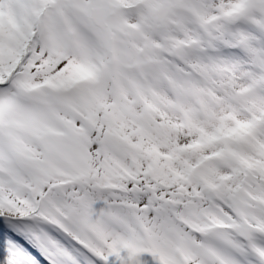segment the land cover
Masks as SVG:
<instances>
[{
  "label": "rangeland",
  "instance_id": "rangeland-1",
  "mask_svg": "<svg viewBox=\"0 0 264 264\" xmlns=\"http://www.w3.org/2000/svg\"><path fill=\"white\" fill-rule=\"evenodd\" d=\"M72 1L0 0V264H264V7Z\"/></svg>",
  "mask_w": 264,
  "mask_h": 264
},
{
  "label": "water",
  "instance_id": "water-1",
  "mask_svg": "<svg viewBox=\"0 0 264 264\" xmlns=\"http://www.w3.org/2000/svg\"><path fill=\"white\" fill-rule=\"evenodd\" d=\"M185 0H168L166 4L162 7L151 10L148 12V18L152 20L154 23H164L168 16L174 11L181 7L182 3ZM254 4L257 6H264V0H253ZM74 3V0L72 1ZM113 17V13L111 12V6L108 0H93V5L90 10V14L87 16V19L102 33L105 42L106 51L112 56V44L113 39L110 35L108 22ZM242 17V14H237L232 18L233 22L238 21ZM208 198H212L214 200L217 197L212 193H207ZM240 237L244 241H248L252 234H258V230L254 227L244 224L239 229ZM128 264H161L156 259H154L148 253H140L134 256Z\"/></svg>",
  "mask_w": 264,
  "mask_h": 264
},
{
  "label": "trees",
  "instance_id": "trees-1",
  "mask_svg": "<svg viewBox=\"0 0 264 264\" xmlns=\"http://www.w3.org/2000/svg\"><path fill=\"white\" fill-rule=\"evenodd\" d=\"M0 216L5 219H0V232L8 234L12 239L18 238H30V231L28 222H22L20 219L7 214V211H0ZM29 246L31 245L28 240Z\"/></svg>",
  "mask_w": 264,
  "mask_h": 264
}]
</instances>
